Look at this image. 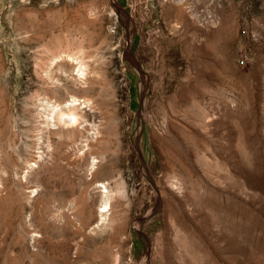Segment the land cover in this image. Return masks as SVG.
Returning <instances> with one entry per match:
<instances>
[{"label": "rangeland", "instance_id": "374dc122", "mask_svg": "<svg viewBox=\"0 0 264 264\" xmlns=\"http://www.w3.org/2000/svg\"><path fill=\"white\" fill-rule=\"evenodd\" d=\"M176 4L0 0V264H264V0Z\"/></svg>", "mask_w": 264, "mask_h": 264}, {"label": "bare ground", "instance_id": "6f19581e", "mask_svg": "<svg viewBox=\"0 0 264 264\" xmlns=\"http://www.w3.org/2000/svg\"><path fill=\"white\" fill-rule=\"evenodd\" d=\"M175 3H177V4H180L181 5V3L183 2V0H173ZM176 4V5H177ZM184 4V3H183ZM182 4V5H183ZM179 5V6H180ZM209 23H210V25H211V21H209ZM215 23V22H214ZM213 23V24H214ZM79 56V55H78ZM63 57V56H62ZM67 58L69 59L70 58V62H76L77 61V58H75L74 56H68L67 55ZM66 58V59H67ZM83 59V58H82ZM67 61H69V60H67ZM79 61H81V60H79ZM74 62V63H75ZM78 62V61H77ZM76 62V63H77ZM75 63V64H76ZM74 64V65H75ZM77 68V72H76V74L75 75H77V73H79L80 75H84L85 74V72H84V65L83 64H80L79 63V65H78V67H76ZM64 72V71H63ZM69 74V73H68ZM78 76V75H77ZM73 78H74V76H73ZM79 78V77H78ZM86 78V77H85ZM81 79V78H80ZM75 80V79H74ZM73 79H72V82L74 81ZM55 86V85H54ZM57 88H61V86L59 87V85L57 86V87H55V89H57ZM61 89H65V90H67L68 89V87H62ZM55 95V94H54ZM46 96H47V93H46ZM55 98V97H54ZM53 101V100H52ZM46 103H45V106H48V108H49V112H50V114H51V123L53 124V125H57V126H60V129H61V125L62 124H66V123H70L71 122V124H75V123H77V122H79V120L82 118V114H80L79 112H78V109H79V105L81 104V103H84L85 102V100H81V99H79V98H77V97H75V96H71V100L70 101H68V102H65V103H62V102H57V101H54V102H49L48 100H46L45 101ZM85 103H87V102H85ZM83 105V104H82ZM85 105V104H84ZM82 107V106H81ZM46 109V108H45ZM77 125V124H76ZM58 131V130H57ZM62 131V130H61ZM109 195V194H108ZM108 195L106 196V201H105V204H107V201H109V197H108ZM102 219V218H101ZM104 221V219H102V222ZM101 222V223H102ZM105 223V222H104Z\"/></svg>", "mask_w": 264, "mask_h": 264}]
</instances>
